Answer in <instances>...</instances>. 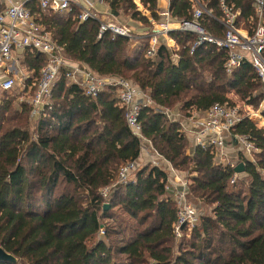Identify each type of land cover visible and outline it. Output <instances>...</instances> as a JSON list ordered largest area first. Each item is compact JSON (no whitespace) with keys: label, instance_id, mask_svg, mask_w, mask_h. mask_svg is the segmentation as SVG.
<instances>
[{"label":"trees","instance_id":"trees-1","mask_svg":"<svg viewBox=\"0 0 264 264\" xmlns=\"http://www.w3.org/2000/svg\"><path fill=\"white\" fill-rule=\"evenodd\" d=\"M196 1L221 17L219 0ZM102 2L110 16L127 17L143 33L162 22L158 0H139L149 16L133 0ZM224 2L239 12L236 27L243 23L251 34L258 21L253 0ZM25 6L65 59L142 91L141 136L175 172L188 175V200L207 212L197 216L187 236L182 226L176 243L177 206L167 169L147 163L129 181L117 183L120 167L138 160L144 142L128 126L115 88L86 96L61 74L50 103L32 117L28 99L44 59L26 48L20 53L28 72L24 87L0 96V245L16 258L0 264H264V119L251 112V120L239 110L241 119L229 136H246L257 151L250 158L237 151L236 161L228 163L218 161L213 146L193 144L181 124L215 104L235 107L231 92L257 110L264 93L252 65L245 61L227 73L225 49L208 42L192 48L197 36L179 29L168 33L174 48L158 37L154 54L147 56V40L131 50L129 38L109 31L99 35V21H81L74 7L43 10L36 1ZM195 6L194 0L168 1L176 22H192ZM261 20L264 24V11ZM199 21L209 34L224 36L212 17L204 14ZM238 162L244 164L241 174L230 164ZM115 209L132 222L130 240L110 214Z\"/></svg>","mask_w":264,"mask_h":264},{"label":"built area","instance_id":"built-area-1","mask_svg":"<svg viewBox=\"0 0 264 264\" xmlns=\"http://www.w3.org/2000/svg\"><path fill=\"white\" fill-rule=\"evenodd\" d=\"M30 1H36L43 10L69 11L74 7L81 21L89 18L99 21V35L109 31L113 35L124 36L131 41L147 40V56L154 54L158 44V37H162L166 46L170 49L168 45L170 39L168 33L170 31L179 29L192 32L197 36V41L192 48L208 42L227 51L228 57L224 65L227 73H230L241 63L249 62L262 81L264 93V24L261 20L264 11V0H253L258 21L251 34L236 27V16L239 12L237 10L233 11L232 7L225 4L224 0H219L222 10V15L219 18L194 0L196 6L193 10L194 20L192 22L173 21L167 7L165 11L160 13L162 22L154 25L150 33H135L128 25L117 24L112 21L102 22L96 14V4L102 3V0H22L21 2H10L0 8V96L14 89L17 81L16 74L22 80L28 75L16 67L22 50L29 48L38 54H42L44 64L40 69L34 93L28 99L32 117L37 115L42 106L50 103L51 89L61 74H64L69 81L76 83L84 94L90 97H96L107 86H111L115 88L120 104L125 107V118L128 126L142 142L148 143L152 148L151 143L141 136L138 123L140 102L145 100V95L142 91L128 80L111 76H100L86 66H81L65 59L50 34L41 29L29 9L25 6ZM204 14L212 17L224 27L225 33L223 37L211 35L203 28L199 19ZM172 23L175 26H172ZM4 66L5 68H3ZM20 99L23 100L24 97L20 96ZM146 102L150 103V100L146 98ZM189 119L192 121L194 144L202 148L213 146L217 150V154H219V151L224 147L226 136L230 134L232 126L241 119V116L237 106L228 107L215 104L203 115L193 113ZM233 139L237 147L240 143L242 144L247 155L257 151L246 136L235 135ZM238 151L244 150L238 147ZM230 164L233 167L235 165L233 163ZM137 167L136 161L122 165L118 172L117 183L129 181ZM171 170L174 171L172 168ZM233 181L234 177L231 182ZM186 186V181H181L180 186L174 192V201L177 206V221L174 225L176 238L180 236L182 226L190 229L197 220L192 205L186 200ZM109 188L106 187L102 190L101 195L103 197H107Z\"/></svg>","mask_w":264,"mask_h":264},{"label":"crops","instance_id":"crops-1","mask_svg":"<svg viewBox=\"0 0 264 264\" xmlns=\"http://www.w3.org/2000/svg\"><path fill=\"white\" fill-rule=\"evenodd\" d=\"M21 1L22 0H0V3H1V6L4 7L7 4H9L10 2H21ZM133 1L137 4L138 9L144 15L149 16L148 12L146 11L147 13H145L144 8L140 5L139 0H133ZM168 1L169 0H158V8H159L160 13L167 9ZM96 11L99 13L107 12L108 10H107L106 4H104L103 2L96 4ZM127 22H129V21H127ZM156 24H158V23H156ZM156 24H154V25H156ZM172 26H175V24L172 23ZM138 31L141 32L143 30L138 29ZM168 45H169L170 49H172L175 47V42L170 38ZM3 68H5V66ZM23 72L26 75L28 74L27 71H23ZM255 111L256 110H254V112ZM262 111H264V99L261 102V104L259 106V110L257 112V114L264 119V117L262 116L263 115ZM250 119H251V117H250ZM181 124L184 127V131H185L187 138L194 144L195 142H194V131L192 128V121L189 118H184L181 120ZM237 148L238 147L236 145L235 140L232 139L229 135L226 136L224 147L221 151H219V154L217 155L218 161L223 162V163L231 162L232 161L231 159L235 157V154L238 151ZM136 162L138 164V167L140 165L151 163V164L159 165V166L167 169V171H168V185L172 189V192H173L172 195H173V199H174V192L176 191V189L178 188V185H179L176 181V180H178L177 175H176L177 172L172 171L170 164L167 161H165V159H163L158 153L154 152L148 143H146V142L143 143V145L141 147L140 156Z\"/></svg>","mask_w":264,"mask_h":264},{"label":"rangeland","instance_id":"rangeland-1","mask_svg":"<svg viewBox=\"0 0 264 264\" xmlns=\"http://www.w3.org/2000/svg\"><path fill=\"white\" fill-rule=\"evenodd\" d=\"M96 14H97L98 18L102 22L112 21V22H115L117 24H123V25L125 24V25H128V26L130 25L129 22H127L128 21L127 17H123V16L113 17V16L109 15L108 11L107 12H101V13L96 12ZM239 26H240V28H242L241 30L244 31L245 27L243 26V23H239ZM130 28L133 29V31H135V33L139 32L137 28L136 29L133 28V27H130ZM131 42H132L130 44V49L131 50L134 49V48L135 49L139 48L140 45H141V43H140L141 41L137 42V40H136V41H131ZM20 61L21 60H20V57H19V59H18V61L16 63V67L21 69V71H26ZM16 77H17V81H16V85H15L13 91H12L13 94L17 93L22 88V79H20V76L18 74H16ZM230 97L236 102V106L239 108V110H241L243 113H245L249 118L252 116L251 112H254V110H256V109H253V108H250V107H247L246 105H244V103L241 100H239V98L233 92L230 93ZM140 103L142 104L143 102L141 101ZM258 110H259V108L255 112L257 113ZM193 113H197V112H192V115H193ZM172 116H173V114H172ZM195 116H197V114H195ZM262 116L264 117V115H262ZM174 117L178 118V117H176V115ZM238 147H241L242 150H244L242 152L248 158H250L252 156V154L251 155H247V153L245 152L246 150L242 147L241 143L239 144ZM232 160L236 161L235 157L232 158ZM176 175H177V178H178V180H176L177 183L179 184L178 187L180 186V182L181 181H186V183L189 182V180L187 179V176H188L187 174L177 173ZM186 200L189 201V203L192 205L193 212H194V214L196 216H198L201 213L207 212V207L205 205H201V204H199L197 202H194L192 199L188 200L187 196H186ZM113 213L116 216L117 225L120 226L123 229V232H122L123 235L122 236H124V238L126 237L127 239L130 240L132 238V234H131V231H130V229H131L130 226H131V223H132L131 220H129L128 217L125 216L124 214H122L120 212H117L116 209L113 210L110 214L113 215ZM185 232H187L186 233V236H187L188 232H189V229H187ZM182 236H183V233L181 232L180 236L177 237V239H176V243H178L180 241ZM175 250H176V248H175ZM118 258L121 259V257H118ZM116 264H121V261L118 260Z\"/></svg>","mask_w":264,"mask_h":264},{"label":"water","instance_id":"water-1","mask_svg":"<svg viewBox=\"0 0 264 264\" xmlns=\"http://www.w3.org/2000/svg\"><path fill=\"white\" fill-rule=\"evenodd\" d=\"M0 8H1V3H0ZM233 171L235 174H241L244 172V164L242 162H238L234 165L233 167ZM103 208H108L107 204H104ZM1 262H10V263H15L16 262V258L6 252L3 247L0 245V263Z\"/></svg>","mask_w":264,"mask_h":264}]
</instances>
